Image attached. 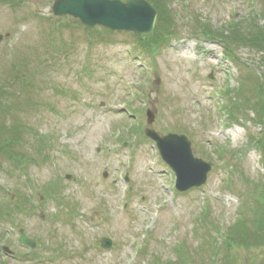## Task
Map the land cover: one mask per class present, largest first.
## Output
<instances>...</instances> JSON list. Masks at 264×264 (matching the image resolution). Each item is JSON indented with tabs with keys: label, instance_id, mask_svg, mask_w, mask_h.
Listing matches in <instances>:
<instances>
[{
	"label": "rangeland",
	"instance_id": "1",
	"mask_svg": "<svg viewBox=\"0 0 264 264\" xmlns=\"http://www.w3.org/2000/svg\"><path fill=\"white\" fill-rule=\"evenodd\" d=\"M159 2L172 35L148 50L130 32L54 16L53 0L0 2V84L15 104L4 119L24 129L16 165L0 157L2 264H264L250 212L264 170L248 144L263 130L251 91L264 85L262 52L238 44L227 57L197 25L264 26V0ZM147 109L156 132L184 134L210 164L205 183L175 188L143 133Z\"/></svg>",
	"mask_w": 264,
	"mask_h": 264
},
{
	"label": "trees",
	"instance_id": "2",
	"mask_svg": "<svg viewBox=\"0 0 264 264\" xmlns=\"http://www.w3.org/2000/svg\"><path fill=\"white\" fill-rule=\"evenodd\" d=\"M13 1L15 0H0V2H7L8 4H11ZM153 1L158 11L156 30L147 38H137V43L140 44L144 50L150 49L149 45H156L163 41L166 42L172 29L171 26H173V12L167 7L166 3H160V0ZM197 25L199 26L200 33L204 39H219L224 43L228 57L236 59L231 48L240 44L239 46H249L250 48L261 51V62L264 64V26L260 25L255 19L248 17L241 21H232L224 29L215 28L207 20L198 21ZM92 32L98 31L93 28ZM102 36H104V34H102ZM13 77L19 78L20 76L13 75ZM257 85L258 86L253 87L251 91L253 93L252 97H256V95L259 97L261 95L263 96L254 102L255 107H257L258 121L263 126V130L257 135L251 136L248 144L253 149L261 150V165L264 170V85H262V83H258ZM24 86H26L25 83L23 84L22 91L24 90ZM12 99L13 96L11 95L10 85L4 83L0 84V157L16 165V162L18 161L17 157L21 156L19 150L22 148L21 135L24 132V129L21 127V122H19V120L15 119L8 124L4 119L9 111L12 110V106L10 105H15L14 103H11ZM7 105H9V107H7ZM255 190L256 192L253 196L254 202L252 203L250 212L252 211L251 214L259 219H257L258 223L253 227L254 235L251 233V236H253V240H264V181L263 183L261 182V184H258L255 187ZM247 221L248 217L244 216L243 219H238L237 222H235V226L232 228L233 232H230L229 237H227V239H229L228 243L231 241H241V237L238 235L241 234V231H245L244 229L247 228ZM231 234H236L238 238ZM0 264L2 263L0 262Z\"/></svg>",
	"mask_w": 264,
	"mask_h": 264
},
{
	"label": "water",
	"instance_id": "3",
	"mask_svg": "<svg viewBox=\"0 0 264 264\" xmlns=\"http://www.w3.org/2000/svg\"><path fill=\"white\" fill-rule=\"evenodd\" d=\"M52 12L55 16H72L87 26L102 25L139 36L150 34L156 20V11L146 0H54ZM147 116L148 124L152 123L154 116L150 111ZM145 134L155 141L162 159L174 171L175 187L179 191L205 183L210 164L193 156L185 135L168 133L160 136L150 128L145 129ZM19 242L29 247L35 245L23 230H20ZM110 244V239L101 240L102 247L108 248Z\"/></svg>",
	"mask_w": 264,
	"mask_h": 264
},
{
	"label": "bare ground",
	"instance_id": "4",
	"mask_svg": "<svg viewBox=\"0 0 264 264\" xmlns=\"http://www.w3.org/2000/svg\"><path fill=\"white\" fill-rule=\"evenodd\" d=\"M239 21V20H238Z\"/></svg>",
	"mask_w": 264,
	"mask_h": 264
}]
</instances>
